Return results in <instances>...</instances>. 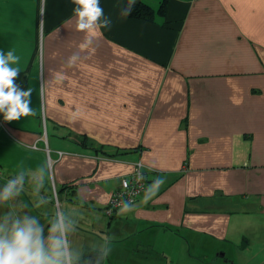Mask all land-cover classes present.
Masks as SVG:
<instances>
[{
    "label": "crops",
    "instance_id": "0c3cea01",
    "mask_svg": "<svg viewBox=\"0 0 264 264\" xmlns=\"http://www.w3.org/2000/svg\"><path fill=\"white\" fill-rule=\"evenodd\" d=\"M129 2L99 0L111 24L82 50L74 0H0V52L33 110L0 113V191L25 177L0 213L47 228L62 211L72 264H262L242 252L264 233L237 231L264 218V0H167L153 22L122 15ZM137 163L146 193L107 215Z\"/></svg>",
    "mask_w": 264,
    "mask_h": 264
},
{
    "label": "clouds",
    "instance_id": "9594fccd",
    "mask_svg": "<svg viewBox=\"0 0 264 264\" xmlns=\"http://www.w3.org/2000/svg\"><path fill=\"white\" fill-rule=\"evenodd\" d=\"M74 3L77 5L73 9L76 28L84 33L80 48L88 49L102 36L101 29L109 27L111 21L104 17L99 0H74ZM132 3L134 0H130L122 15L127 16L131 12ZM79 59V52H75L67 63L73 65ZM17 62L18 58L12 51L0 52V113L5 121L18 120L33 112L30 107L31 89L22 90L15 82L19 69L12 65ZM24 179L21 172L8 180L0 191V202H8L18 196L23 190ZM69 231L70 225L62 211L55 213L47 228L35 216L5 215L0 219V264H72Z\"/></svg>",
    "mask_w": 264,
    "mask_h": 264
},
{
    "label": "built area",
    "instance_id": "2783aa9c",
    "mask_svg": "<svg viewBox=\"0 0 264 264\" xmlns=\"http://www.w3.org/2000/svg\"><path fill=\"white\" fill-rule=\"evenodd\" d=\"M146 186L143 167L141 163H137L131 173L121 179L120 188L112 193L106 213L111 215L115 209L134 203L139 196L146 193Z\"/></svg>",
    "mask_w": 264,
    "mask_h": 264
},
{
    "label": "trees",
    "instance_id": "16d2710c",
    "mask_svg": "<svg viewBox=\"0 0 264 264\" xmlns=\"http://www.w3.org/2000/svg\"><path fill=\"white\" fill-rule=\"evenodd\" d=\"M167 0H163L162 4H160V7L157 9V11H154L150 6H148L147 4L144 3H132V10L131 12L127 15V17L130 18H136V19H142V20H146V21H150L153 22L154 18L156 16V14H163L164 10H165V6H166V2ZM129 5L126 4L123 8V12L125 10V8H127V6ZM78 143L83 146L84 148H91L92 147V142L88 141L87 138L85 137H81L80 141H78ZM108 156H114L113 154H108ZM128 176V175H127ZM126 176V177H127ZM123 178V177H122ZM121 178V179H122ZM147 180V178H146ZM148 184V181H147ZM121 186V180H120V185L118 188H120ZM117 188V189H118ZM116 189V190H117ZM146 190H147V186H146ZM142 196V195H141ZM139 196L136 201L141 197ZM135 201V202H136ZM134 202V203H135ZM109 204V203H108ZM133 204V203H132ZM131 205V204H128ZM109 206V205H108ZM107 206V208H108ZM126 206V205H124ZM123 207V206H122ZM106 208V209H107ZM120 208V207H119ZM118 209V208H117ZM115 209V210H117ZM114 210V211H115ZM113 211V212H114ZM106 213V210H105ZM107 214V213H106ZM108 215V214H107ZM102 261V254L100 252H89L88 254H85L82 259L80 260V262H84L87 264H100V262Z\"/></svg>",
    "mask_w": 264,
    "mask_h": 264
},
{
    "label": "rangeland",
    "instance_id": "374dc122",
    "mask_svg": "<svg viewBox=\"0 0 264 264\" xmlns=\"http://www.w3.org/2000/svg\"><path fill=\"white\" fill-rule=\"evenodd\" d=\"M4 207L6 208V210L8 212H10V215H11L12 214V209L10 208V205L9 204L8 205H4ZM4 212H5V210H4ZM255 213L254 212L253 213H248V215H246L247 218L249 219V223L243 224V228L244 229L242 231L238 230L237 234H242L245 237H251L253 235L252 233H253L254 230H256V232L259 231L261 233H264V223H263V219L264 218L258 216L257 213L256 214ZM0 215H6V212H5V214H3V212H2V213H0ZM245 222H246V220H245ZM250 249H251V247L248 250H245V251L242 252V254H243L242 255V259L245 262H247V263H250V261L253 260L255 262L264 264V250H259V249L254 248L253 250L249 251ZM214 255H216V256H214L216 262L222 263L224 261L221 258V256H217V254H214ZM260 256L263 259V261H259ZM205 263L209 264V262H207V261Z\"/></svg>",
    "mask_w": 264,
    "mask_h": 264
}]
</instances>
